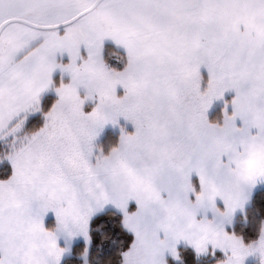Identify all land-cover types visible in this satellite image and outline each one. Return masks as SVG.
<instances>
[{"label":"snow or ice","instance_id":"6c2138e0","mask_svg":"<svg viewBox=\"0 0 264 264\" xmlns=\"http://www.w3.org/2000/svg\"><path fill=\"white\" fill-rule=\"evenodd\" d=\"M109 39L126 50L117 57L123 70L104 59ZM64 53L67 65L56 60ZM57 69L71 83L56 87ZM50 88L59 99L29 132ZM81 88L98 101L91 112ZM227 92L234 112L210 123L208 109ZM120 117L135 133L96 154L99 129ZM0 141L14 169L0 181V264H59L56 232L87 239L90 218L108 204L135 235L121 264H166V252L179 259L181 241L198 254L209 245L230 251L222 264H243L255 241L246 245L223 225L246 198L238 157L264 147V0H0ZM131 201L138 209L129 214ZM202 202L217 220L197 219L191 210ZM49 211L55 231L43 223Z\"/></svg>","mask_w":264,"mask_h":264},{"label":"rangeland","instance_id":"374dc122","mask_svg":"<svg viewBox=\"0 0 264 264\" xmlns=\"http://www.w3.org/2000/svg\"><path fill=\"white\" fill-rule=\"evenodd\" d=\"M103 55L107 65L111 69L123 70V68L126 66L125 63L118 62L117 60L118 56L126 57V50H124L121 46H117L115 42L110 39L104 42ZM81 56L83 57V59H87L88 53L86 47L84 46H81ZM64 59L67 60L63 61L62 63L63 65H67L71 63L70 56L64 57ZM201 76H202L201 90L204 91L207 89L208 81L210 80V75L206 68L201 69ZM61 82H63L64 84L71 83V75L61 71L60 75L55 80L54 85L56 87H59ZM78 91L82 98L87 95V90L84 88H81ZM48 92L49 93L43 95L41 99V107L43 111L40 113L31 114L28 117L27 130L29 132L38 130L39 128L43 127L45 123V114L54 106V104L59 99L58 94L55 91V88H51ZM124 93L125 90L122 87L118 86L117 95L123 96ZM231 95L232 92H227L225 93L222 99L213 101L211 107L208 109L206 113L210 123L223 122L225 110L229 111V105H230L229 100ZM96 103H98V101L96 102L86 101L84 106L85 112L86 113L91 112L93 108L96 106ZM211 118H214L213 122L210 121ZM125 133L134 134L135 126L133 123H131L128 120H125L123 117L118 118L116 124L109 123L105 125L102 129H99L97 138L94 141V144L96 146V154H99L101 150L104 152V154H108L112 147H115L119 144L121 136L124 135ZM8 150L9 149L6 143L0 141V176L7 177L6 180H8L14 173V169L11 165V162L3 158L4 154ZM7 175H9V177ZM6 180H0V181H6ZM263 188H264V181H259L255 185L256 191L261 190ZM45 217L48 220L49 226H51L52 230L55 231L59 227L55 212L49 211L45 215ZM93 217L94 215H92V217L90 218L89 227ZM235 223L236 221L234 223L233 222L229 223L224 231L227 232L229 235H234L230 232V230L235 226ZM56 235L60 240L59 247L61 249H64V253L60 258L59 264H89L88 247L89 244L91 243L89 238V231H88L87 239L83 234L69 235L66 232H56ZM191 251L195 253L198 260H204V259L216 260L214 264H222V262L227 259V255L231 254V252L229 251L228 254L226 255L223 250L219 248H213L212 245L211 247L208 246V251L205 254H198L195 250H191ZM85 252L87 253L86 261L84 256ZM219 256H221L222 258L219 259ZM184 260L185 259H183V255L181 254V252H179V259H176L172 256L168 259V261H166V264L183 263ZM243 264H261V260L258 255L248 256L244 259Z\"/></svg>","mask_w":264,"mask_h":264},{"label":"trees","instance_id":"16d2710c","mask_svg":"<svg viewBox=\"0 0 264 264\" xmlns=\"http://www.w3.org/2000/svg\"><path fill=\"white\" fill-rule=\"evenodd\" d=\"M213 119L211 118L210 121L213 122ZM6 178L0 176V180H6ZM263 222L264 188L254 193L249 205L238 216L230 232L243 239L246 245L251 244L259 239ZM49 229L52 230L51 226ZM89 238L91 242L88 247L89 264H121L122 253L128 251L134 242L133 235L123 224L122 215L114 211H107L93 217L89 227ZM181 254L185 260L178 264H214L216 262L211 259L198 260L195 253L189 249L181 250ZM221 258L219 256V259Z\"/></svg>","mask_w":264,"mask_h":264},{"label":"crops","instance_id":"0c3cea01","mask_svg":"<svg viewBox=\"0 0 264 264\" xmlns=\"http://www.w3.org/2000/svg\"><path fill=\"white\" fill-rule=\"evenodd\" d=\"M63 34V33H62ZM69 56L67 53H64V54H57V57H56V60H57V63L59 64H62L63 61L67 60V59H64V57H67ZM60 72L61 70L60 69H57L54 73H53V81L55 82V80L57 79V77L60 75ZM51 89V88H50ZM49 89V90H50ZM47 90L45 93H43L41 95V99L43 97V95H45L46 93H49ZM235 98V93L232 92V95L230 97V105H229V111L228 114L231 115L233 112H234V109L231 105V101ZM237 124L238 126H242V122L241 121H237ZM196 180H199V177L197 174H193L192 177H191V181L194 185V187L196 188V191L199 192L201 190V186H200V182L199 181H196ZM196 181V182H195ZM257 192L255 190V186H253L250 190H248L246 192V198H245V202L244 204L242 205V207L238 208L232 215L231 217V220L230 222H225L223 227H224V230L225 228L227 227V225L231 222H235L236 221V218L242 214L245 210V208L248 206V204L250 203L251 199H252V196L254 195V193ZM193 201L195 200V196L193 195L192 197H190ZM216 207L222 212V211H225L226 210V206L225 204L223 203V201L220 199V198H217L216 200ZM138 209V205L135 203V201H131L129 203V206H128V212L129 214H132L134 212H136ZM107 211H114V212H117L118 214L122 215L123 217V221H124V213L121 209L117 208L115 205L113 204H108V205H105L103 207V209L101 210H98L96 211L93 215L94 217L97 216V215H101ZM197 219L198 220H204V219H208V220H217V214L214 213L211 208H205V209H201L200 212L198 213L197 215ZM43 223H44V226H45V229L48 230V231H53V230H50L49 229V223H48V220L46 219V217L44 216L43 218ZM227 230V229H226ZM130 232V231H129ZM132 235H133V238L135 240V235L134 233L130 232ZM161 238H163V234L161 233ZM57 243H58V246H60V240L58 238L57 240ZM211 247V245H209ZM177 252L179 254V252H181V250L183 249H189V250H195V248L193 246H191L190 244H188L187 242L185 241H181L177 246ZM196 251V250H195ZM172 257V254L170 252H166L165 253V256H164V259H165V262L168 261V259Z\"/></svg>","mask_w":264,"mask_h":264},{"label":"clouds","instance_id":"9594fccd","mask_svg":"<svg viewBox=\"0 0 264 264\" xmlns=\"http://www.w3.org/2000/svg\"><path fill=\"white\" fill-rule=\"evenodd\" d=\"M81 99L86 103V101H89L90 98L85 96L83 98L81 97ZM236 175L249 178L246 184V191L250 190L253 187V183L258 178L264 176V147L250 146L246 150V153H242L236 161ZM205 208H208L207 202H202L191 211L197 216L200 210ZM261 237H264V223H262L260 227L259 239L249 245L250 251L246 254V257L258 255L260 257L261 264H264V246H261L259 243ZM84 256L86 261V252Z\"/></svg>","mask_w":264,"mask_h":264}]
</instances>
